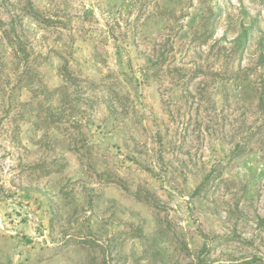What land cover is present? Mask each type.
Returning a JSON list of instances; mask_svg holds the SVG:
<instances>
[{
	"label": "rangeland",
	"instance_id": "obj_1",
	"mask_svg": "<svg viewBox=\"0 0 264 264\" xmlns=\"http://www.w3.org/2000/svg\"><path fill=\"white\" fill-rule=\"evenodd\" d=\"M0 264H264V0H0Z\"/></svg>",
	"mask_w": 264,
	"mask_h": 264
}]
</instances>
